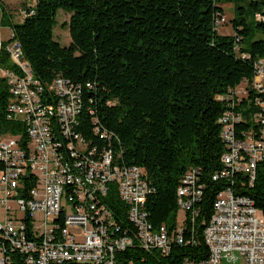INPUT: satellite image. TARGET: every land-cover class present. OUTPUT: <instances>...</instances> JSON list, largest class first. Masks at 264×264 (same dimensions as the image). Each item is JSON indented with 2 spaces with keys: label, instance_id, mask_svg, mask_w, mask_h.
Wrapping results in <instances>:
<instances>
[{
  "label": "trees",
  "instance_id": "trees-1",
  "mask_svg": "<svg viewBox=\"0 0 264 264\" xmlns=\"http://www.w3.org/2000/svg\"><path fill=\"white\" fill-rule=\"evenodd\" d=\"M224 2L233 4L234 33H221L213 24L215 13L225 12ZM32 8L20 21L3 8V24L14 30L43 81L57 75L95 81L96 88L86 91L94 99H86L80 126L94 138L90 108H95L101 123L119 136L114 147L121 162L146 167L155 186L147 199L154 224H177V187L187 168L200 165L207 175L196 203L200 211L192 220L188 210L184 220L190 242L173 243L169 253L136 243L119 250L118 260L181 264L185 258H207L204 221L228 184L212 178L224 165L225 151L218 118L226 105L217 94L251 78L255 59L264 55V23L255 18L264 0H37ZM60 8L71 12L67 45L54 36ZM0 64L13 66L3 49ZM8 98L7 79L0 75V131L18 132L21 122L7 117ZM234 180L235 192L250 195L264 211V161L253 183L243 172ZM106 200L117 219L130 225L128 205L115 185Z\"/></svg>",
  "mask_w": 264,
  "mask_h": 264
},
{
  "label": "built area",
  "instance_id": "built-area-1",
  "mask_svg": "<svg viewBox=\"0 0 264 264\" xmlns=\"http://www.w3.org/2000/svg\"><path fill=\"white\" fill-rule=\"evenodd\" d=\"M36 3L25 1L31 11L24 7L22 19ZM255 18L264 23V10ZM227 20L217 11L214 27L219 30ZM2 49L13 65L0 64L9 90L6 113L21 122V130L0 131V264H128L118 260L117 252L136 243L169 253L173 243L190 242L193 235H186L184 220L188 210L192 220L200 211L196 203L207 184L203 167L187 168L177 187L183 221L178 218L172 228L154 224L147 199L155 186L146 167L121 162L114 147L119 136L101 123L95 108H90L94 138L80 126L86 99H94L86 91L96 88L95 81L63 75L43 81L12 28L5 39L0 31ZM217 98L226 105L218 118L225 151L224 165L212 178L228 184L204 221L208 257L185 258L181 264H264V211L253 197L233 188L239 172L253 183L264 161V55L255 59L251 78ZM114 185L128 205L130 225L117 219L106 200Z\"/></svg>",
  "mask_w": 264,
  "mask_h": 264
},
{
  "label": "rangeland",
  "instance_id": "rangeland-1",
  "mask_svg": "<svg viewBox=\"0 0 264 264\" xmlns=\"http://www.w3.org/2000/svg\"><path fill=\"white\" fill-rule=\"evenodd\" d=\"M26 0H0V31L4 39L8 37L9 30L11 29L10 25L3 24L2 22V13L3 8L11 14L13 20L20 21L22 20V9L24 8ZM225 13L227 14L228 20L219 27V32L221 33H234V28L232 25L231 18L234 15L233 4L231 2L223 3ZM71 17V12L60 8L57 13V24L54 27V36L62 44H69L71 42V34L69 29V20ZM0 217H2V212L0 210ZM185 217V211L183 209L179 210V221L182 222ZM74 230H78L77 227H73ZM241 257L238 258L237 262H241ZM225 264H232L227 260L224 261Z\"/></svg>",
  "mask_w": 264,
  "mask_h": 264
}]
</instances>
